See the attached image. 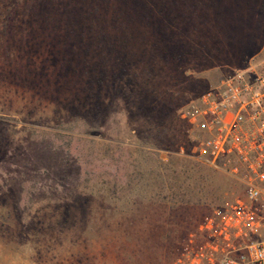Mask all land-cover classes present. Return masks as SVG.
Segmentation results:
<instances>
[{
	"label": "rangeland",
	"instance_id": "374dc122",
	"mask_svg": "<svg viewBox=\"0 0 264 264\" xmlns=\"http://www.w3.org/2000/svg\"><path fill=\"white\" fill-rule=\"evenodd\" d=\"M263 63L264 0H0V264L216 262L182 114Z\"/></svg>",
	"mask_w": 264,
	"mask_h": 264
},
{
	"label": "built area",
	"instance_id": "2783aa9c",
	"mask_svg": "<svg viewBox=\"0 0 264 264\" xmlns=\"http://www.w3.org/2000/svg\"><path fill=\"white\" fill-rule=\"evenodd\" d=\"M182 118L196 124L190 157L242 188V197L221 219L219 246L210 243V250L219 252L211 264H264V63L238 69L209 87Z\"/></svg>",
	"mask_w": 264,
	"mask_h": 264
}]
</instances>
